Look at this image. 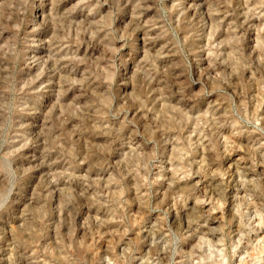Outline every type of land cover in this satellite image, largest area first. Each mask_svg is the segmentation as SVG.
<instances>
[{
	"label": "clouds",
	"instance_id": "9594fccd",
	"mask_svg": "<svg viewBox=\"0 0 264 264\" xmlns=\"http://www.w3.org/2000/svg\"><path fill=\"white\" fill-rule=\"evenodd\" d=\"M0 264H264V0H0Z\"/></svg>",
	"mask_w": 264,
	"mask_h": 264
},
{
	"label": "rangeland",
	"instance_id": "374dc122",
	"mask_svg": "<svg viewBox=\"0 0 264 264\" xmlns=\"http://www.w3.org/2000/svg\"><path fill=\"white\" fill-rule=\"evenodd\" d=\"M81 163L83 164L84 162L81 161ZM37 179H38V182L32 185V191L38 200L46 198L48 201L46 208L50 209L52 207L53 197L49 195L48 191H44L41 189V184L39 181H42L43 177H38ZM56 206H57V214L60 216H64L70 224H72L73 226H76L80 223L81 210L79 208H70V209L64 210L61 207L62 201L59 198L56 199ZM136 208L137 206H133L132 208L133 213L136 212ZM69 212H70V215H69ZM154 222L155 220H153V223Z\"/></svg>",
	"mask_w": 264,
	"mask_h": 264
}]
</instances>
